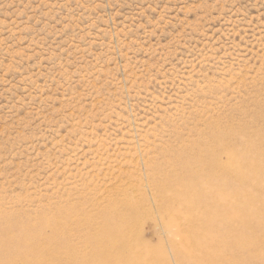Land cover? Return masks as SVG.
Wrapping results in <instances>:
<instances>
[{
  "label": "rangeland",
  "instance_id": "374dc122",
  "mask_svg": "<svg viewBox=\"0 0 264 264\" xmlns=\"http://www.w3.org/2000/svg\"><path fill=\"white\" fill-rule=\"evenodd\" d=\"M220 173L240 181L201 188ZM175 189L173 238L153 200ZM132 208L144 264H224L227 236L264 264V0H0V264L41 223L92 263Z\"/></svg>",
  "mask_w": 264,
  "mask_h": 264
},
{
  "label": "bare ground",
  "instance_id": "6f19581e",
  "mask_svg": "<svg viewBox=\"0 0 264 264\" xmlns=\"http://www.w3.org/2000/svg\"><path fill=\"white\" fill-rule=\"evenodd\" d=\"M223 138L224 140L228 139L227 137ZM227 153L229 154V152ZM230 154L228 156V158L230 157L229 161H233L234 163L241 157L237 153ZM220 165L222 168L227 167L224 163L216 164L218 167ZM230 179L235 184H238L240 181L239 173L236 178H228L227 175L222 173L218 175L209 174L202 179L201 188L217 186L218 188L226 189L230 187L228 185ZM171 193L173 194V199L167 200L168 203L163 200L160 202L156 199L153 200V206L160 213L157 219L160 235L168 232L171 236H176V234L180 233L179 231H165L166 227L164 229V225L170 224L172 221L175 222V218H178V216L181 217V215L177 214V209H179L177 206H189V202L193 200L192 198L183 196L177 189ZM161 203L163 206H161ZM128 215L126 213L125 217H113V219H108L106 222L99 224V228H96L97 234L93 239L92 248L97 254L98 259L92 263L87 262L83 255L79 256L80 251L78 250L66 252L69 244L68 246L65 244L64 233L57 225H54L52 228V235L48 236L45 232L46 227L42 223L34 229H26L22 234L15 236L12 248L10 247L9 252L3 254L1 260H3V264H17V261H21L22 264H71L72 262V264H144L148 259L154 258V250L149 246L147 241L140 240L137 237L136 227L142 212L137 208H132ZM188 232L196 236V244H200L201 240H205L207 237L211 238L214 235L209 229H197L196 231L191 232L190 230ZM229 237L231 236H227L226 239H222L219 242L222 254L219 253L217 255L218 253H215L217 249L210 250L205 254L210 263L222 261L224 264H238L237 259L233 260L230 258L227 252L228 249L236 250L238 248V245L232 242ZM248 242L253 247H256L258 244L256 240ZM45 245L48 247H45Z\"/></svg>",
  "mask_w": 264,
  "mask_h": 264
}]
</instances>
